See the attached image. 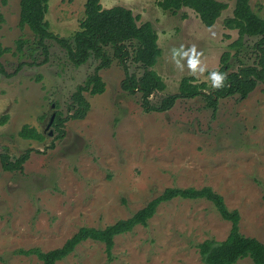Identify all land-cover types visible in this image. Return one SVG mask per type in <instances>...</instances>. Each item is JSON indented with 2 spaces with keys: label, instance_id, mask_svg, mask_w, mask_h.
Masks as SVG:
<instances>
[{
  "label": "rangeland",
  "instance_id": "obj_1",
  "mask_svg": "<svg viewBox=\"0 0 264 264\" xmlns=\"http://www.w3.org/2000/svg\"><path fill=\"white\" fill-rule=\"evenodd\" d=\"M19 1L3 5L0 0V44L10 49L0 57V119L7 117L0 125V154L11 162L29 155L22 169L14 172L5 171L0 163V264H42L19 251L59 248L79 228L102 229L127 219L167 188L211 187L228 209L239 212L240 233L264 241L263 83L246 98L219 99L215 109L196 97L177 100L165 112H145L140 93L121 89L125 74L113 57L99 72L104 92L84 94L89 111L81 120H66L58 139L55 118L72 113L71 96L98 61L90 58L76 67L52 39L45 41L46 63L38 64L43 59L39 50L31 57L30 42L19 56L15 42L32 39L27 27L18 26ZM85 1L49 0L48 30L71 42ZM158 1L100 0L104 9L131 10L138 24L151 23L158 36L161 57L150 69L165 89L149 97L151 106L176 94L185 77L205 83L204 92L213 94L211 76L222 68L225 53L229 54L225 75L256 66L255 44L260 37H243L239 47L231 45L239 34L224 21L233 16V0H218L228 7L210 28L191 10L172 14L161 10ZM249 4L264 17V0ZM126 45L127 72L139 78L144 69L132 62L136 44ZM193 61L195 69L190 67ZM20 64L16 74L6 76ZM24 125L35 128L43 140L20 138ZM229 230L230 223L208 201L174 198L158 207L147 226L117 236L112 259L103 244L87 240L56 264H203L198 244L209 239L221 242ZM236 264L252 262L244 258Z\"/></svg>",
  "mask_w": 264,
  "mask_h": 264
},
{
  "label": "trees",
  "instance_id": "obj_2",
  "mask_svg": "<svg viewBox=\"0 0 264 264\" xmlns=\"http://www.w3.org/2000/svg\"><path fill=\"white\" fill-rule=\"evenodd\" d=\"M234 10L231 18L225 19V26L230 30H236L238 39L233 42L232 47H239L243 37H260L255 44L257 52L256 66L240 68L237 73L226 74L228 67V53L221 58L222 68L217 75L224 74L225 78L221 82L223 87L216 89L213 94L204 92L205 83H194L192 77L183 78L178 87V92L164 98L158 107L151 106L149 97L155 92L165 89L161 78L150 68H153L161 57V49L158 47V36L151 23L144 22L138 24V17L134 16L131 10L114 6L109 9L102 8L100 0H86L84 3V16L79 22L77 30L71 42L68 39L60 38L51 33L46 21L49 0H20L19 1V21L21 29L27 27L31 32V41L18 39L16 52L19 56L24 45L32 44L29 53L31 57L36 50L41 51L43 59L38 64L47 62L48 48L45 41L52 39L64 49L70 63L79 67L90 58L98 61L94 72L89 75L83 85L76 87L71 96V103L68 109V117L65 119L55 118L54 126L59 130L57 136L61 139L64 135L62 130L66 120H81L89 111L90 105L85 97V93L95 96L102 94L105 84L99 72L108 68L111 58L119 60L122 65L125 77L121 82V89L128 94L140 93V105L145 112H165L171 109L175 102L180 99H194L202 97L207 102L208 107L215 109L217 101L221 98H228L239 95L246 98L258 83L264 84V17L255 13L249 0H233ZM3 5L7 0H1ZM158 7L172 14H176L182 9L191 10L196 14L200 22L210 28L219 18L222 11L227 9V4L218 0H159ZM185 16V15H184ZM0 21L2 17L0 16ZM126 43H135L132 62L140 64L144 69L141 77L129 74L125 66V58L128 57V46ZM133 47V48H134ZM10 51L9 48H2L0 44V57ZM111 53V55H109ZM22 65L15 68L12 75L16 74ZM0 72H3L0 63ZM7 117L0 119V125H4ZM18 136L24 140L42 141L43 136L35 128L27 125L22 126ZM53 146V145H52ZM29 152L16 158L13 162L8 160L6 154H0V163L5 171L14 172L22 169L24 162L28 159ZM174 198L184 200H206L212 204L222 220L230 223V230L227 237L216 242L213 239L205 240L198 244V252L203 264H236L240 259L249 258L252 264H264V241L260 242L255 238L246 237L239 231L240 214L237 210L227 208L222 196L215 193L211 187L197 188H167L160 195L151 199L141 209L133 213L129 218L118 220L114 224L98 229L92 227H81L59 248L42 252L37 248L21 250L19 253L30 256L34 255L42 264H56L72 254L75 248L87 241L101 243L105 246V253L108 259H112V249L114 239L122 234L130 233L136 226H147L148 221L155 215L158 207Z\"/></svg>",
  "mask_w": 264,
  "mask_h": 264
},
{
  "label": "clouds",
  "instance_id": "obj_3",
  "mask_svg": "<svg viewBox=\"0 0 264 264\" xmlns=\"http://www.w3.org/2000/svg\"><path fill=\"white\" fill-rule=\"evenodd\" d=\"M190 67L195 69L196 68V62L195 61L191 62ZM224 78H225L224 74H221V75H216L215 73L212 74V76H211L212 87L214 89H219V88L223 87L221 82L224 80Z\"/></svg>",
  "mask_w": 264,
  "mask_h": 264
},
{
  "label": "water",
  "instance_id": "obj_4",
  "mask_svg": "<svg viewBox=\"0 0 264 264\" xmlns=\"http://www.w3.org/2000/svg\"><path fill=\"white\" fill-rule=\"evenodd\" d=\"M51 122H52V118H51L50 123L48 124V126H50ZM50 134H51V133H50Z\"/></svg>",
  "mask_w": 264,
  "mask_h": 264
}]
</instances>
